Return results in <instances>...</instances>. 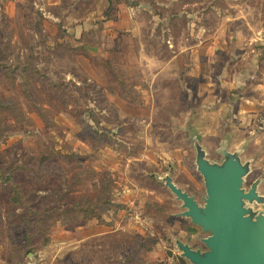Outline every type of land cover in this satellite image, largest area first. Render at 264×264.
Returning a JSON list of instances; mask_svg holds the SVG:
<instances>
[{"label": "rangeland", "instance_id": "1", "mask_svg": "<svg viewBox=\"0 0 264 264\" xmlns=\"http://www.w3.org/2000/svg\"><path fill=\"white\" fill-rule=\"evenodd\" d=\"M230 159L256 221L264 0H0V264H193Z\"/></svg>", "mask_w": 264, "mask_h": 264}, {"label": "water", "instance_id": "2", "mask_svg": "<svg viewBox=\"0 0 264 264\" xmlns=\"http://www.w3.org/2000/svg\"><path fill=\"white\" fill-rule=\"evenodd\" d=\"M205 176L208 199L201 208L194 198L169 184L188 209L183 215L192 219L211 236L205 239L210 251L201 254L180 244L183 256L193 264H264V216L247 218L244 201L258 199L255 190L245 194L242 178L246 170L230 159L224 167L200 164Z\"/></svg>", "mask_w": 264, "mask_h": 264}, {"label": "trees", "instance_id": "3", "mask_svg": "<svg viewBox=\"0 0 264 264\" xmlns=\"http://www.w3.org/2000/svg\"><path fill=\"white\" fill-rule=\"evenodd\" d=\"M13 203L14 204H17V205H21V202H20V199L19 198H13ZM55 211H57V207H55L54 209H50L49 211H48V213H47V215H45V220H48L49 222L50 221H52V222H55V221H60V220H58L57 218H56V215L54 214V212ZM16 217L17 218H20L21 219V216L19 215V217L18 216H14V218L16 219ZM23 218V217H22ZM93 218V217H92ZM25 218H23L22 220H24ZM89 219H91V218H89ZM30 220V218H27V223H25L26 224V226H27V228H30L31 226H32V224H31V222L29 221ZM38 220H39V218H38V216H37V222H38ZM44 220V221H45ZM44 221H41V220H39V222H44ZM25 224L23 223V226L24 227H26L25 226ZM8 226L10 227V225L8 224ZM26 228V229H27ZM12 232H13V230L12 229H10ZM28 230H26V232H27ZM25 232V233H26Z\"/></svg>", "mask_w": 264, "mask_h": 264}, {"label": "crops", "instance_id": "4", "mask_svg": "<svg viewBox=\"0 0 264 264\" xmlns=\"http://www.w3.org/2000/svg\"><path fill=\"white\" fill-rule=\"evenodd\" d=\"M190 246V245H189ZM191 247V246H190ZM193 249V247H191ZM194 250V249H193Z\"/></svg>", "mask_w": 264, "mask_h": 264}]
</instances>
